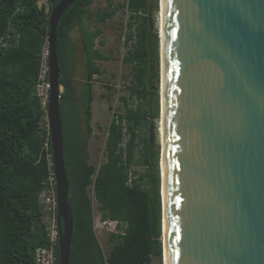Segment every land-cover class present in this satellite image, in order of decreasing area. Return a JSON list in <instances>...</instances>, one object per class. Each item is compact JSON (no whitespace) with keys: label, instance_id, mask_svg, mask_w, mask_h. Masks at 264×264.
Here are the masks:
<instances>
[{"label":"trees","instance_id":"obj_1","mask_svg":"<svg viewBox=\"0 0 264 264\" xmlns=\"http://www.w3.org/2000/svg\"><path fill=\"white\" fill-rule=\"evenodd\" d=\"M39 1L0 0V264H35L36 249L47 245L39 194L48 174L50 150H45L39 129L43 113L34 89L49 39L48 17L61 0H47L48 10ZM123 1L117 8L128 13L122 63L129 68V93L121 97L124 113H115L108 125L105 160L98 168L89 163L88 153L91 81L104 74L100 63L109 57L97 47L105 45L102 30H90L84 22L95 17L104 23L116 7L109 2V9L93 13V0H77L57 25L64 165L73 219L69 264H152L162 257L159 154L153 139L158 119V88L153 87L159 60L154 30L157 0ZM76 26L86 68L78 94L73 85L76 48L69 37ZM80 120L86 135L79 128ZM91 185L101 220L115 222L118 231L110 234L113 246L107 257L93 226Z\"/></svg>","mask_w":264,"mask_h":264},{"label":"water","instance_id":"obj_2","mask_svg":"<svg viewBox=\"0 0 264 264\" xmlns=\"http://www.w3.org/2000/svg\"><path fill=\"white\" fill-rule=\"evenodd\" d=\"M75 1H59L48 17L58 264H69L73 219L56 31ZM159 9L162 257L264 264V0H159Z\"/></svg>","mask_w":264,"mask_h":264},{"label":"rangeland","instance_id":"obj_3","mask_svg":"<svg viewBox=\"0 0 264 264\" xmlns=\"http://www.w3.org/2000/svg\"><path fill=\"white\" fill-rule=\"evenodd\" d=\"M112 4L116 7V12L111 19L106 20L104 23H100L93 17L90 21H85L84 24L90 30L99 28L102 30V39L105 43L104 46H97L103 54L109 57L108 61L100 63L101 68L104 71L102 76H97L93 82L94 100L92 103V134L88 140V153L90 156L89 163L98 168L105 160V140L107 136L108 125L115 113H124L123 103L121 97L128 95L129 85V68L123 65L122 59L125 54V48L123 44V35L126 32V22L128 20V13L126 10L118 9L117 6L122 4L123 0H93V4L90 7V11L93 13H102L104 10L109 9L108 4ZM153 3V1H150ZM154 16V30L158 34L159 41V60H158V80L153 84V87L158 88L157 94V107H158V119L156 121L155 128L153 129L154 145L158 149V171L160 163L161 153V51H160V9L159 0L156 1ZM121 36V39H119ZM69 37L72 40L76 52H75V75L73 78V85L77 94L83 88V83L86 80V68L84 63V49L81 41L80 27L76 26L69 32ZM107 86L111 87V90L107 89ZM63 91V90H62ZM137 102L132 103L133 108L137 106ZM155 107V105H154ZM80 128L84 135L86 130L84 123L80 120ZM143 132H146V128H143ZM136 171L143 172L142 168L134 167ZM160 177V173H159ZM91 197V193H90ZM93 204V219L94 225H96L95 233L99 244L102 248L104 257H107L113 246V242L110 240L111 233H117L116 223L105 222L104 226L97 225L101 222L100 213L96 208L94 197H91ZM102 223V222H101ZM152 264H163V257L159 260H154Z\"/></svg>","mask_w":264,"mask_h":264},{"label":"built area","instance_id":"obj_4","mask_svg":"<svg viewBox=\"0 0 264 264\" xmlns=\"http://www.w3.org/2000/svg\"><path fill=\"white\" fill-rule=\"evenodd\" d=\"M45 6L48 10L47 0H40L39 6ZM4 46V44H2ZM35 95L40 102V109L43 113L39 123V129L44 134V148L47 154L48 174L43 181V189L39 194V202L44 214L45 231L47 237V245L38 247L34 254L35 264H58V240L60 228L57 221V193H56V176L53 168L52 153L50 148V127L48 122V103L50 97V82H49V45L45 43L42 53L40 65L37 73V79L34 89ZM91 197H94L93 185L90 187ZM102 222V223H101ZM99 221L98 226H104L105 222ZM115 223V222H114ZM94 230L96 225H94Z\"/></svg>","mask_w":264,"mask_h":264},{"label":"bare ground","instance_id":"obj_5","mask_svg":"<svg viewBox=\"0 0 264 264\" xmlns=\"http://www.w3.org/2000/svg\"><path fill=\"white\" fill-rule=\"evenodd\" d=\"M160 4H161V0H160ZM160 34H161V10H160V30H159ZM161 39V45H162V38L160 36ZM162 70V68H161ZM161 93V92H160ZM161 148H162V158H161V167H162V160H163V143H162V116H161ZM162 193H163V189H162ZM163 226H164V219H163ZM163 264H165V251H164V259H163Z\"/></svg>","mask_w":264,"mask_h":264},{"label":"flooded vegetation","instance_id":"obj_6","mask_svg":"<svg viewBox=\"0 0 264 264\" xmlns=\"http://www.w3.org/2000/svg\"><path fill=\"white\" fill-rule=\"evenodd\" d=\"M105 62V61H104ZM101 63H103V62H101ZM74 73H75V69H74ZM97 76H94L93 78H92V81H91V83H92V85H93V82H94V79L96 78ZM124 108V107H123ZM79 128H80V126H79ZM80 130H81V128H80Z\"/></svg>","mask_w":264,"mask_h":264},{"label":"crops","instance_id":"obj_7","mask_svg":"<svg viewBox=\"0 0 264 264\" xmlns=\"http://www.w3.org/2000/svg\"><path fill=\"white\" fill-rule=\"evenodd\" d=\"M93 4V3H92ZM92 6V5H91Z\"/></svg>","mask_w":264,"mask_h":264}]
</instances>
